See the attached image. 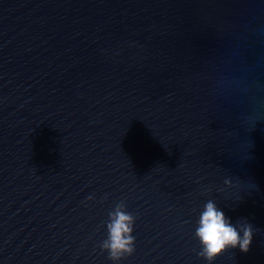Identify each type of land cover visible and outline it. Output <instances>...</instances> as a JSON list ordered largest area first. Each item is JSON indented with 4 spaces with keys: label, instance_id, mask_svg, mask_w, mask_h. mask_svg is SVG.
Listing matches in <instances>:
<instances>
[{
    "label": "water",
    "instance_id": "obj_1",
    "mask_svg": "<svg viewBox=\"0 0 264 264\" xmlns=\"http://www.w3.org/2000/svg\"><path fill=\"white\" fill-rule=\"evenodd\" d=\"M0 264H264V0H0Z\"/></svg>",
    "mask_w": 264,
    "mask_h": 264
},
{
    "label": "clouds",
    "instance_id": "obj_2",
    "mask_svg": "<svg viewBox=\"0 0 264 264\" xmlns=\"http://www.w3.org/2000/svg\"><path fill=\"white\" fill-rule=\"evenodd\" d=\"M118 206L112 213V220L108 225L109 238L104 242V247L109 249L112 259H118L124 253L133 251L134 237L131 235L134 217ZM241 231L243 235H241ZM196 235L203 245L202 254L209 260L228 246H239L241 251H248L252 240V229L250 225L237 229L224 212L216 208L213 202L205 205L200 215L199 226Z\"/></svg>",
    "mask_w": 264,
    "mask_h": 264
}]
</instances>
